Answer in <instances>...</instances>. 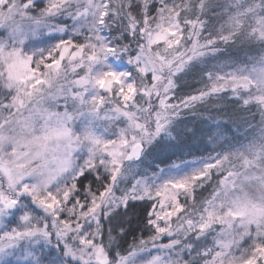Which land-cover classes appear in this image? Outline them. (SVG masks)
<instances>
[{"label": "snow or ice", "instance_id": "1", "mask_svg": "<svg viewBox=\"0 0 264 264\" xmlns=\"http://www.w3.org/2000/svg\"><path fill=\"white\" fill-rule=\"evenodd\" d=\"M0 264H264V0H0Z\"/></svg>", "mask_w": 264, "mask_h": 264}]
</instances>
